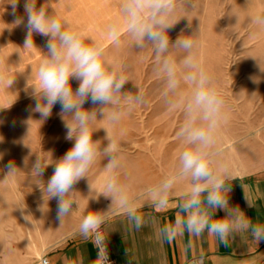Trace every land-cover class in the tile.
<instances>
[{
    "label": "clouds",
    "instance_id": "9594fccd",
    "mask_svg": "<svg viewBox=\"0 0 264 264\" xmlns=\"http://www.w3.org/2000/svg\"><path fill=\"white\" fill-rule=\"evenodd\" d=\"M178 3L183 0H120L121 17L106 26V36L114 42L118 43L121 31L126 30L135 48L143 50L151 46L156 71L165 80L164 102L169 111L183 110V122L176 135L184 149L179 154L177 166L140 197L133 198L116 175L121 152L117 139L107 135V144L102 146L100 140L93 139V134L99 130L95 127L97 120L107 117L116 126L125 115V107L131 110L143 105L144 92L138 89L131 94L124 90L129 82L125 66L108 58L102 40L87 36L83 30L69 28L67 20L62 22L44 4L37 7V0H25V22L24 17L16 16L19 0H9L7 4L16 16L15 25H23L26 29L25 48L34 46V34L48 38L45 57L35 74L38 83L31 86L35 106L29 111L39 113L44 121L58 104L59 115L65 123V138L74 141L72 147L53 163L45 165L37 157L31 163L30 171L41 178L46 167L54 164L53 174L44 183L42 192L46 190L48 200L56 199L57 220L62 223L73 211V204H77L71 195L76 192L74 186L87 178L89 169L102 156L107 161L104 164L107 175L104 192L100 195L110 198L111 206L115 204L137 229L144 220L138 214L136 201L146 197L154 208L166 209L175 185L187 179L188 186L180 198L174 222L160 230L162 239L171 242L185 232L193 236L208 232L227 244L229 235L239 230L250 232L259 245L264 242V226L252 224L238 206H230L228 202L231 173L220 164L217 148L218 132L224 118V99L198 61L197 41L193 39L198 31L180 35L175 41L169 38L168 32L180 21L175 19ZM253 22L264 28V14L256 16ZM173 50L184 55L177 58ZM73 79L78 81L75 90L71 84ZM3 83L11 87L14 80L5 81L0 76V84ZM182 86L187 87V92L182 91ZM85 103L93 107L85 109ZM24 163L29 166L27 160ZM4 167L5 178L15 176L19 169L14 161ZM218 211H223L224 215L214 219ZM105 221L106 216L101 211L89 214L80 224L79 232L87 237ZM94 243L98 248L97 264H112L104 237L96 235Z\"/></svg>",
    "mask_w": 264,
    "mask_h": 264
},
{
    "label": "rangeland",
    "instance_id": "374dc122",
    "mask_svg": "<svg viewBox=\"0 0 264 264\" xmlns=\"http://www.w3.org/2000/svg\"><path fill=\"white\" fill-rule=\"evenodd\" d=\"M24 2L19 0L16 16H20ZM53 2L37 0V7L44 4L49 10L57 7ZM59 2L67 5L62 0ZM7 3L9 0H0V13L11 10V34L13 39H19L21 31L14 25L16 16ZM261 14H264V0H183L177 5L175 19L180 21L168 32L169 38L175 41L180 35L198 31L193 36L197 41L198 61L224 99V118L217 145L220 140L243 142L250 130L247 121L257 119L264 110V28L253 22ZM66 18L58 16L61 21ZM117 39L118 43L105 39L107 56L125 66L129 82L124 90L131 94L142 90L145 103L131 110L125 107V115L116 126L107 117L98 116L102 120L96 122L99 130L93 134V139L100 140L102 146L107 144V135L117 139L121 152L116 175L127 188L140 176L155 172L164 177L166 170L177 166L184 149L176 135L183 122V110L167 108L163 98L165 80L156 71L151 46L143 50L135 48L126 31ZM173 53L177 58L184 55L175 50ZM15 75L12 72V80L19 81V75ZM71 84L74 90L78 87L74 79ZM187 90L182 86V91ZM34 106L35 100L31 97L27 104L13 103L8 110L0 112V247H4L0 256L3 259L5 250H10L13 264L20 259L14 257L17 254L23 255L22 259H27L28 263L37 260L58 241L79 232L80 224L89 214L101 211L108 219L120 212L115 204L111 206L110 198L100 195L104 192L107 175L104 168L107 161L101 156L89 169L87 178L74 186L76 192L71 195L77 204H73V211L62 223L57 220L56 199L48 200L46 190L42 192L53 174L54 164L46 167L41 178L30 171V165L37 157L45 165L53 163L74 141L65 138V123L59 115L58 104L44 121L39 113L24 110ZM92 107L90 103L84 105L85 109ZM9 161H14L19 169L15 176L5 178L4 166Z\"/></svg>",
    "mask_w": 264,
    "mask_h": 264
},
{
    "label": "crops",
    "instance_id": "0c3cea01",
    "mask_svg": "<svg viewBox=\"0 0 264 264\" xmlns=\"http://www.w3.org/2000/svg\"><path fill=\"white\" fill-rule=\"evenodd\" d=\"M57 7L49 9L53 15L66 16L69 28L83 30L87 36L102 40L107 46L106 26L121 17L120 0H52ZM61 5V6H60ZM0 13V76L12 80V72L19 75L11 87L0 84V112L6 111L13 103L28 102L32 96L31 86L38 82L36 71L47 51V37L34 34V46L25 48L26 29L18 26L21 34L13 39L11 10ZM20 16L25 18L24 8ZM15 25V24H14ZM122 30L121 32H125ZM15 75V76H16ZM21 87L20 90H12ZM28 111L29 108L24 109ZM250 129L245 140H220L217 148L219 162L231 173L228 181L230 206H238L242 215L254 225L264 226V110L257 119L247 121ZM174 168L165 171V176ZM164 176V177H165ZM155 172L140 176L127 187L131 197H140L148 188L162 178ZM188 186V180L179 181L170 194L166 209H156L149 199L136 201L138 214L143 225L137 229L122 211L110 216L102 224L111 258L116 264H264V242L259 245L248 231H237L229 235L227 244L222 243L208 232L193 236L185 232L169 242L162 239L160 230L174 222L179 211L178 204ZM251 205V206H249ZM223 211L217 217H223ZM4 249L0 247V250ZM49 264H97L91 233L85 237L77 232L54 244L45 254ZM21 254L16 264L28 263ZM13 256L5 250L0 264H13Z\"/></svg>",
    "mask_w": 264,
    "mask_h": 264
},
{
    "label": "built area",
    "instance_id": "2783aa9c",
    "mask_svg": "<svg viewBox=\"0 0 264 264\" xmlns=\"http://www.w3.org/2000/svg\"><path fill=\"white\" fill-rule=\"evenodd\" d=\"M92 235V239H93V245H94V251H95V256L96 258L98 257V248L95 246V236L96 235H101L104 237V242L105 244L107 245V242H106V238H105V233H104V230H103V226L101 225L99 227V229L96 231V232H93L91 233ZM107 248H108V245H107ZM108 253H109V248H108ZM109 258L110 260L112 261V264H116L115 261L111 258L110 256V253H109ZM34 264H49L48 262V259H47V256L46 255H42L41 257H39Z\"/></svg>",
    "mask_w": 264,
    "mask_h": 264
}]
</instances>
